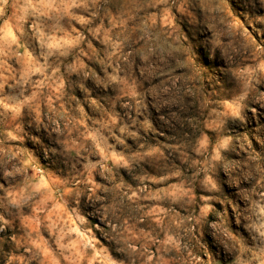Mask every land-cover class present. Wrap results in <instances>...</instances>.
I'll return each instance as SVG.
<instances>
[{"label":"clouds","instance_id":"9594fccd","mask_svg":"<svg viewBox=\"0 0 264 264\" xmlns=\"http://www.w3.org/2000/svg\"><path fill=\"white\" fill-rule=\"evenodd\" d=\"M0 264H264V0H0Z\"/></svg>","mask_w":264,"mask_h":264}]
</instances>
